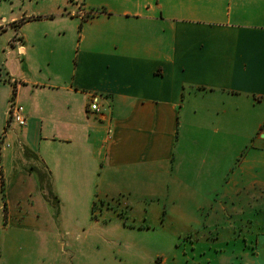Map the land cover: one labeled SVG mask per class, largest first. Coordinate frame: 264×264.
Returning <instances> with one entry per match:
<instances>
[{
    "label": "crops",
    "instance_id": "1",
    "mask_svg": "<svg viewBox=\"0 0 264 264\" xmlns=\"http://www.w3.org/2000/svg\"><path fill=\"white\" fill-rule=\"evenodd\" d=\"M95 5L0 0V235L61 237V195L87 188L162 199L168 221L202 211L187 220L201 221L193 252L171 247L162 264H264V0ZM186 90L203 98L199 109L260 114L243 171L222 191L214 171L212 189L201 181L205 158L179 153ZM11 99L25 127L9 120Z\"/></svg>",
    "mask_w": 264,
    "mask_h": 264
},
{
    "label": "rangeland",
    "instance_id": "2",
    "mask_svg": "<svg viewBox=\"0 0 264 264\" xmlns=\"http://www.w3.org/2000/svg\"><path fill=\"white\" fill-rule=\"evenodd\" d=\"M101 1L90 0V4L96 6ZM196 93L186 90V103L179 113L177 146L183 155L198 160L205 158L201 181L204 179L207 190L212 189L206 184V177L214 171L215 176L221 178L222 191L226 185L224 182L232 179L234 171L238 176L243 171L245 153L257 133L255 123L260 114L223 106L210 109L202 104L199 109L198 98H203L197 97ZM210 98L205 101L209 102ZM193 168L191 164L185 166L182 174ZM91 191L82 188L77 193L61 195L60 221H64L61 237H53L45 230L2 233L0 264H162L171 247L174 252L182 254L185 249L192 251L195 246L192 235L197 236L201 221H187L202 214V211L193 209L195 207L172 212L174 219L168 221L162 199L153 201L148 196L107 195L95 189ZM221 191L216 195L206 191L200 197L219 201L223 196ZM102 221L104 225L106 221L120 222H114L116 224L100 232L101 226L94 223ZM92 223L96 227H92ZM243 229L239 225L238 233L241 234ZM169 233L175 240L168 239ZM78 235L79 240L76 239ZM85 236H89L87 241ZM183 258L170 257L169 264H187L182 262Z\"/></svg>",
    "mask_w": 264,
    "mask_h": 264
},
{
    "label": "built area",
    "instance_id": "3",
    "mask_svg": "<svg viewBox=\"0 0 264 264\" xmlns=\"http://www.w3.org/2000/svg\"><path fill=\"white\" fill-rule=\"evenodd\" d=\"M90 109L96 112L99 111V99L96 96L92 98ZM8 118L11 122H15L21 127H25L27 125L25 109L14 99H11L9 103Z\"/></svg>",
    "mask_w": 264,
    "mask_h": 264
}]
</instances>
